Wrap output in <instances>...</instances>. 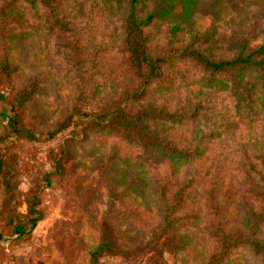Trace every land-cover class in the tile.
I'll list each match as a JSON object with an SVG mask.
<instances>
[{"label":"rangeland","instance_id":"rangeland-1","mask_svg":"<svg viewBox=\"0 0 264 264\" xmlns=\"http://www.w3.org/2000/svg\"><path fill=\"white\" fill-rule=\"evenodd\" d=\"M154 7L153 3H147L144 10ZM86 8H89L88 1L81 6L83 17H87ZM92 14L97 18L88 16L90 25L81 22L82 43L86 44L85 64L93 60V65L99 62L103 67L114 65L111 54L122 37L118 21L108 18L107 13ZM164 28L162 22L155 21L148 29L159 50L165 43ZM192 28L203 38L209 36L201 49H206L213 59L232 58L240 50L253 51L264 44V0H198L192 14ZM13 34L10 62L14 67V85L21 87L30 78L40 83L26 113L28 125L39 139L31 141L9 135L6 120L0 113V151L5 154L3 176L10 185L6 191L0 190V202L8 198L11 210V213L4 210L0 215V230L4 233L0 236V264H88V250L99 241L98 227L102 220L110 228L117 226L119 235L115 234L114 238L119 237V246L131 251L103 255L99 264H202L209 246L197 233L199 222L184 215L179 217V227L168 233L164 245L165 235L158 236L159 216L156 204L151 201L153 189L148 166L150 156L160 159V155L141 154L111 133L89 134L88 138L79 137L70 144L69 153L63 155L62 171L50 173L69 131H61L52 138L46 133L63 119L76 97L69 90L64 60L66 48L63 44L56 45L50 35L43 37L29 29ZM243 74L254 83L251 91L246 83L235 93L216 88L209 92L206 103L197 107L195 121L187 118L177 124L178 130L188 138L185 128L189 129L195 122V134L211 133L208 159L199 164H178L174 168L179 181L187 182L186 187L208 171L220 169L226 171L223 174L232 175L231 163H236L238 158L255 159L254 149L259 148L264 132V81L253 68L245 69ZM94 83L98 85L95 91L81 102L94 104L116 98L122 87L114 77L103 84L100 79H94ZM160 85L147 95L144 101L147 105L167 98L171 108L178 105L184 111L189 110L184 108L188 102L187 87L170 90L163 83ZM3 107L0 101V112ZM154 164L163 175L162 167ZM150 168L155 170L153 165ZM209 181L206 177L196 191L205 190ZM219 186L217 194L222 196L223 181ZM31 192H38L43 219L28 236L11 235L4 221L9 213L15 221L25 216L24 198ZM0 205L1 209L3 204ZM239 219L236 216L233 223ZM226 264H264V259L242 248Z\"/></svg>","mask_w":264,"mask_h":264},{"label":"trees","instance_id":"trees-1","mask_svg":"<svg viewBox=\"0 0 264 264\" xmlns=\"http://www.w3.org/2000/svg\"><path fill=\"white\" fill-rule=\"evenodd\" d=\"M86 1L89 8L84 10V14L90 19L97 18L92 14L97 11L107 13L108 18L114 17L118 21L122 37L117 50L110 53L114 65L103 67L102 62L93 65V60L89 65L85 64L86 44L82 43L81 32L84 29L81 30V22L91 24V20L83 17L81 12V6ZM197 2L0 0V86L4 87L0 89V101L4 104L0 113L6 120L9 135L31 141L39 139L28 125L26 113L31 108L33 95L40 83L30 78L21 87L14 85L10 49L16 31L29 29L43 37L50 35L52 41L55 38L56 45L63 44L66 48L64 60L68 69L69 90L76 96L63 119L46 133L48 138H52L61 131H69L63 138L60 156L54 158L50 173L62 171L65 167L63 155L69 153L70 144L79 137L84 140L89 134L111 133L141 154L153 152L160 155V159L150 156L148 171L153 189L151 201L158 209V236L165 235L163 245L168 233L179 227V217L185 215L199 222L197 233L209 246L202 264L230 263L235 251L242 248L264 259V132L259 148L254 149L255 159L238 158L236 163H231L232 175L223 174L226 171L220 169L213 173L208 171L194 178V184L186 187L187 182L179 181L174 169L178 164H199L208 159L207 143L210 142L208 138L211 133L195 134V122L189 129L185 128L190 136L188 138L176 126L187 118L195 121L197 107L206 103L210 91L219 88L235 93L243 83L251 91L254 83L243 74L247 68L255 69L258 77L264 81V44L247 53L240 50L232 58L213 59L206 49H201L209 36L203 38L192 28V14ZM147 3H153L155 7L145 11ZM155 21L162 22L165 27V43L161 50L157 42H152L153 37L148 32ZM113 77L118 78L122 86L116 98L110 97L94 104H88L86 100L81 102L98 86L94 79H100L103 84ZM162 83L165 89L170 90L178 86L187 87L188 102L184 103V108L189 110L184 111L178 105L171 108L167 98L147 105L144 101L149 92L160 88ZM193 86H196L195 90ZM5 91L8 92L5 94ZM4 162L5 154L0 151L2 191L10 186L9 182L4 181ZM154 162L162 167L163 175L158 173ZM151 164L155 170L150 168ZM206 177L210 179L206 189L197 192V187ZM46 181L49 183V180ZM221 181V188H225L222 196L217 194ZM24 201L25 216L17 221L10 214V200L4 198L0 202L3 204L0 215L4 210L10 211L4 224L9 233L17 237L28 236L44 215L38 192L29 193ZM236 216L241 219L234 224ZM103 221L101 226H97L100 233L98 243L88 250V264H99L100 258L106 254L131 251L119 246V237L114 238L118 234L116 225L110 228L102 224ZM109 233L112 237H108ZM3 234L0 230V236Z\"/></svg>","mask_w":264,"mask_h":264}]
</instances>
